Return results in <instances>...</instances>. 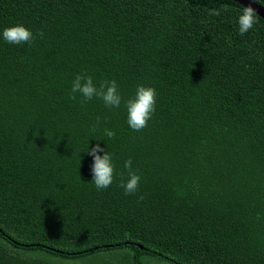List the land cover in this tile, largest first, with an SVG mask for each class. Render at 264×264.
I'll return each mask as SVG.
<instances>
[{
  "label": "trees",
  "instance_id": "16d2710c",
  "mask_svg": "<svg viewBox=\"0 0 264 264\" xmlns=\"http://www.w3.org/2000/svg\"><path fill=\"white\" fill-rule=\"evenodd\" d=\"M240 6L0 0V33L35 37H0V264H264V19L239 34ZM83 72L115 79L121 106L71 99ZM138 84L157 97L134 131ZM87 144L112 154L107 189ZM129 158L141 179L126 195Z\"/></svg>",
  "mask_w": 264,
  "mask_h": 264
},
{
  "label": "clouds",
  "instance_id": "9594fccd",
  "mask_svg": "<svg viewBox=\"0 0 264 264\" xmlns=\"http://www.w3.org/2000/svg\"><path fill=\"white\" fill-rule=\"evenodd\" d=\"M256 3V0H252ZM221 9L213 8L208 10L209 16H219ZM257 11L251 6H240V14L237 18L239 34L244 35L257 23ZM43 37V31L37 33ZM0 37L10 44L31 45L34 42L32 31L21 24L5 27L0 33ZM71 99L80 96L81 106H84L94 97L103 101L106 108H119L122 103V96L118 91V85L115 79H104L98 84L94 82L93 77L87 72L76 74L71 82ZM157 92L154 87L138 84L135 93L132 97L124 100V106L127 113V124L134 131H140L147 127L148 121L152 118L155 112ZM100 117L96 118V124L92 127V131L96 130L99 125ZM104 134L109 139L115 136V132L109 129H104ZM86 152L92 157L93 163L90 166L92 182L97 190L107 189L113 182L115 165L113 163L112 154L101 148L99 144L89 147L87 144ZM103 153L100 155L99 153ZM123 167L127 170V178L121 179L120 187L123 188L126 195L134 194L138 191L140 183V175L132 170V160L129 158L124 161ZM143 199V197H139Z\"/></svg>",
  "mask_w": 264,
  "mask_h": 264
},
{
  "label": "water",
  "instance_id": "95a60500",
  "mask_svg": "<svg viewBox=\"0 0 264 264\" xmlns=\"http://www.w3.org/2000/svg\"><path fill=\"white\" fill-rule=\"evenodd\" d=\"M240 3L241 5L247 6L251 3V6L257 11L258 16L264 19V7L259 5L258 3H253L252 0H232Z\"/></svg>",
  "mask_w": 264,
  "mask_h": 264
}]
</instances>
